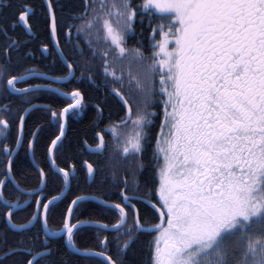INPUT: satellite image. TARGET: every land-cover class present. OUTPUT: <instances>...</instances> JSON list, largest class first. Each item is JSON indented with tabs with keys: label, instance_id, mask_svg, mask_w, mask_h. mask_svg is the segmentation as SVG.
I'll return each instance as SVG.
<instances>
[{
	"label": "snow or ice",
	"instance_id": "1",
	"mask_svg": "<svg viewBox=\"0 0 264 264\" xmlns=\"http://www.w3.org/2000/svg\"><path fill=\"white\" fill-rule=\"evenodd\" d=\"M5 7L12 5L0 0V40L6 41L0 48V219L15 239L0 246V264L13 257V264H54L50 241L61 236L85 264H264V0H80L68 17L57 15L60 0H44L52 47L43 45L42 56L51 66L16 74L13 55L18 61L35 55L30 40L9 32L33 36L36 9L19 3L7 20ZM137 24L141 34L148 32L147 43L130 46ZM97 75L123 114L105 129L113 141L106 167L84 165L98 191L115 190L97 203L116 222L93 220L92 212L88 219L76 217L90 197L75 194L60 213L59 231H52L49 220L65 193L46 190L57 181L68 189L75 179L73 157L63 166L58 157L66 147L67 119L87 108L81 82L99 87ZM42 96L63 98L64 106L53 110L39 102ZM37 113L48 114L58 134L44 138V165L33 159L38 187L28 190L13 168L24 175L20 150L34 153L40 140L39 120L35 131L28 129ZM96 116L98 126L99 103ZM13 124L16 136L9 142ZM96 137L94 147L84 146L103 157L109 145L100 132ZM120 165L126 166L122 172ZM148 167L151 177L142 181ZM18 210L25 213L20 220ZM142 211L154 222L145 224ZM89 225L95 226V247L79 248L75 237ZM143 234L152 239L147 255L137 259Z\"/></svg>",
	"mask_w": 264,
	"mask_h": 264
},
{
	"label": "trees",
	"instance_id": "2",
	"mask_svg": "<svg viewBox=\"0 0 264 264\" xmlns=\"http://www.w3.org/2000/svg\"><path fill=\"white\" fill-rule=\"evenodd\" d=\"M5 3L11 4L12 7H5L2 9L3 17L7 20H10L13 16V13L17 12L18 9L16 7L19 3H29L32 4L36 9V16L32 18V27L34 35L30 36L26 31H21L20 29L15 30L14 32H9L10 36L13 38H17L20 40H30L31 42L28 45V48L32 50L35 55V59L30 60H19L13 55L12 61V73H20L23 69L27 67H38L39 70H43L44 68L51 66V58L44 59L42 56V46L48 45L49 48L52 47L51 41L48 37L47 28L43 20V11L42 5L44 3L43 0H4ZM55 3L56 0H53ZM80 0H60V4L63 6V11L57 9L58 17H68L70 12H74L79 5ZM65 21L61 20V27H63ZM147 25L145 24V29ZM75 36V32H73ZM147 36L148 32L145 30L143 34H141L140 25L137 24L136 27V34L129 38L128 43L129 45H134L137 40H143L145 44L147 43ZM64 37L63 35L60 36V41L63 44ZM6 41L0 40V48L3 47V44ZM65 51L68 52L70 49L65 46ZM2 62V61H0ZM83 63V60L81 61ZM98 66V65H97ZM96 67V66H94ZM79 75V73H77ZM96 87L95 85L91 84L90 82H81V89L85 94L86 101H87V108L85 109L84 113L81 117H72L69 116L67 119V131H66V139L64 140L65 148L62 154L58 157V163L63 166L65 159L69 156L73 157L69 163H73L76 166V175L75 179L73 180L70 188L68 189L67 195L63 199V202H58V206L56 212L51 216L49 220V228L52 231H58L61 225V216L60 213L63 209H65L74 199L75 194H84V195H92L98 198L102 196H113L114 189L105 188L104 191L101 193L97 190V186L89 182L86 179V169L84 168L83 164L84 161H88V163H92L94 165V156L85 151L84 142L87 141L88 145L92 146L94 144L96 132H100L103 134L102 129H106L107 126L111 124L114 120V115L117 113L119 105H110L102 103L106 101L107 97L103 98V94L99 92V89L105 88L102 84V77L97 75L95 77ZM76 83V82H73ZM23 86V85H20ZM64 91H68V87L61 86ZM98 90V91H97ZM108 100V99H107ZM91 101H95L96 104H100L103 110V118L98 122V126L94 124L96 118V110L91 107ZM110 101L113 100L110 97ZM40 103H51L53 110H58L60 107L64 106L63 98H56L51 96H42L40 98ZM19 101L14 100V108L13 111L15 112V107L18 106ZM114 104V103H112ZM90 105V106H89ZM109 114V116L107 115ZM39 120V125L43 128V131L40 133V140L36 143L35 151L33 154V159H35L36 163L40 164L41 166L44 165V153H45V146H44V138L48 136H54V134H58V130L56 128L55 122L51 121V117L45 113H37L34 114L31 120L28 123V129L31 131H35L33 128V124ZM16 128L17 125H12V132L9 137V142L11 141L12 137L16 136ZM104 136V134H103ZM28 139L26 138L24 141L25 148L27 147ZM18 163L23 166L26 171L23 176H21L16 167L13 168L14 174L16 175L17 181L21 184L22 187H28V190H31L32 187H38L37 185V175L36 171L33 168L31 162L29 161L28 154H25V150L21 149L19 156L17 158ZM5 167V161L3 156H0V170H3ZM95 167V165H94ZM149 174V175H148ZM151 169H146L143 173V177L147 178L151 177ZM143 178V179H144ZM142 179V181H143ZM91 184V187L89 185ZM56 188L63 189L62 184L60 182H56L51 184L50 187L46 190L50 194H59L55 192ZM8 191H11L9 187ZM136 195H140L137 193ZM8 199H13L11 195L7 196ZM100 206L98 203L93 201L85 202L84 206L76 213V217L79 219H88V213L92 212L94 215L92 219H100L103 222L115 223V217L111 213H104L100 211ZM138 207L143 208L142 205H138ZM4 210L3 204L0 202V211ZM19 215H17L16 219L20 220L23 218L25 213L22 210H18ZM84 213V215H81ZM141 215L144 217L145 224H150L154 222L153 214L147 212H141ZM129 223H132L131 218L129 219ZM87 227V226H86ZM88 230L80 232L76 237V244L77 247L83 248L84 246L95 247V240H94V227L90 226L87 227ZM14 237L10 230L7 229L6 225L3 222V219H0V246H3V242L7 241L8 244H12L14 241ZM41 239L43 236L41 235ZM152 236L150 234H143L140 236L139 241L135 245V251L137 253V259H142L147 255L148 244L151 241ZM53 251L55 255L51 257V260L54 261V264H85L84 258L75 255L72 252H69L66 245L64 244V238L58 237L54 240L50 241ZM16 257L10 258L5 262V264H13V261ZM43 264V262H42Z\"/></svg>",
	"mask_w": 264,
	"mask_h": 264
},
{
	"label": "flooded vegetation",
	"instance_id": "3",
	"mask_svg": "<svg viewBox=\"0 0 264 264\" xmlns=\"http://www.w3.org/2000/svg\"><path fill=\"white\" fill-rule=\"evenodd\" d=\"M23 86H26V85H23ZM98 91V90H97ZM123 91H127V88L125 87L124 89H123ZM99 92H101L102 94H103V98L104 97H107V99H106V101L105 102H103L102 104L103 105H106L105 103H108V104H110L111 106L112 105H119V108H118V111H117V113L114 115V120L111 122V123H113V122H116V121H118L119 120V118H120V116L123 114V112H122V107H121V104L118 102V99L116 98V97H114V95H112L111 94V88H101V89H99ZM110 97H111V99L113 100V102H111L110 101ZM112 103H114V104H112ZM90 105H91V107L92 108H94L95 110H96V103H95V101L93 102V101H91V103H90ZM89 105V106H90ZM88 107V106H87ZM84 113V112H83ZM82 113V114H83ZM81 114V115H82ZM81 115L80 116H78V117H81ZM108 116H109V114H107ZM78 117H76V118H78ZM96 122H97V116H96V118H95V122H94V124H96ZM108 127V126H107ZM158 129H153V134H155V132L157 131ZM102 131H103V134H104V139H105V141L107 142V144L109 145V151H105L104 152V155H103V157L102 156H100V155H97V154H93V158H94V165H95V167H97V168H100V167H106V164H105V160H104V157H107L109 154H110V150H111V148H112V145H113V141H112V139H111V133L110 132H105V129L103 128L102 129ZM97 133V132H96ZM96 133L94 134V136H95V140H94V144L92 145L93 147L95 146V144L97 143V141H98V138L96 137ZM102 134V135H103ZM85 151H86V148H85ZM91 154V153H90ZM149 160H150V150H149V153H146L145 154V162H146V164L147 163H149ZM83 166H84V164H83ZM124 167H126L125 165H120V168H121V172L123 171V168ZM147 169H151L150 167H148ZM145 172V171H144ZM149 175V174H148ZM148 175H147V178H148ZM144 177L142 176L141 177V180L143 179ZM140 195H142V193H139ZM149 213H151V212H149ZM152 214V213H151Z\"/></svg>",
	"mask_w": 264,
	"mask_h": 264
},
{
	"label": "water",
	"instance_id": "4",
	"mask_svg": "<svg viewBox=\"0 0 264 264\" xmlns=\"http://www.w3.org/2000/svg\"><path fill=\"white\" fill-rule=\"evenodd\" d=\"M44 1V0H43ZM66 130H67V127H66ZM85 147V146H84ZM86 151H88L87 150V148H86ZM89 152V151H88ZM90 153V152H89ZM28 157H29V161L31 162V164H32V166H33V154L32 153H28ZM84 167L86 168V165H84ZM34 168V167H33ZM90 182V181H89ZM69 189V188H68ZM68 189H62V191H64V193H65V196L67 195V190ZM89 197H90V199H89V201H93V202H95V203H97V197H95V196H92V195H89ZM89 201H87V202H89ZM2 203V202H1ZM90 226H92V227H95L94 225H89V226H87V227H90ZM59 231V230H58ZM61 237H63V236H61ZM58 238V237H57ZM64 238V237H63ZM64 244L66 245V243H65V238H64ZM67 247V246H66ZM68 249V251L69 252H72V250L71 249H69V248H67ZM73 253V252H72ZM75 255H78V254H76V253H74Z\"/></svg>",
	"mask_w": 264,
	"mask_h": 264
}]
</instances>
